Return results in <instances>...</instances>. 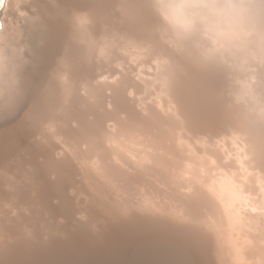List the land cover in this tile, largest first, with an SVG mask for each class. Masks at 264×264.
Returning a JSON list of instances; mask_svg holds the SVG:
<instances>
[{
	"label": "bare ground",
	"instance_id": "obj_1",
	"mask_svg": "<svg viewBox=\"0 0 264 264\" xmlns=\"http://www.w3.org/2000/svg\"><path fill=\"white\" fill-rule=\"evenodd\" d=\"M156 13L0 0V264H264V213L242 214L264 211V73L253 91L246 52L180 55ZM132 58L161 68L155 106L105 76Z\"/></svg>",
	"mask_w": 264,
	"mask_h": 264
},
{
	"label": "clouds",
	"instance_id": "obj_2",
	"mask_svg": "<svg viewBox=\"0 0 264 264\" xmlns=\"http://www.w3.org/2000/svg\"><path fill=\"white\" fill-rule=\"evenodd\" d=\"M254 7L252 0H156L157 13L175 40L196 39L199 47L233 54L252 46L264 54V21L255 22Z\"/></svg>",
	"mask_w": 264,
	"mask_h": 264
},
{
	"label": "rangeland",
	"instance_id": "obj_3",
	"mask_svg": "<svg viewBox=\"0 0 264 264\" xmlns=\"http://www.w3.org/2000/svg\"><path fill=\"white\" fill-rule=\"evenodd\" d=\"M99 1H102V0H99ZM130 1H132V2H134L135 0H130ZM261 2V0H252V3L255 5V7H256V2ZM154 2L156 3V0H154ZM259 6H261L262 8H264V3H261V5L260 4H258ZM255 7H254V9H255ZM254 9H253V13H254ZM122 11V10H121ZM121 11H118L117 9H116V12H117V14H118V12H121ZM157 14V16H158V18L160 19V17H159V15H158V13H156ZM160 21H161V19H160ZM161 24H162V26H163V30H164V33H165V35H169L168 33H169V31H168V29L166 28V26L163 24V22L161 21ZM196 39H193V41H195ZM177 41V40H176ZM198 40H196V42H197ZM186 41H183V42H181V41H177V43L179 44V46H180V55H182V56H186V55H189V54H186V53H184V51H182L183 49H184V45L186 44L185 43ZM183 45V46H182ZM251 49H253V51L250 50ZM248 49V52H246L247 54H250L251 56L249 57L250 58V60H249V62H248V65H250V63H251V65L248 67V69H247V72L249 73L250 71H252L251 73H252V75H253V77H254V81H253V86H252V90L253 91H257L255 88H257L258 87V84H259V78L258 77H260V75L262 74V73H264V63H260V62H264V59H263V57H262V55L260 54L261 52H259L258 50H257V48L256 47H250ZM256 50V51H255ZM203 55H205L206 57H205V59H204V61L205 60H209V59H212V58H219V57H222V58H224L225 56L227 57V54H229L228 52H227V50H216V51H213V50H209V49H207V48H203ZM255 51V52H254ZM251 52V53H250ZM139 52H137V53H135V55L136 54H138ZM171 53L174 55V53L171 51ZM185 54V55H184ZM258 54H260V55H258ZM210 55H213L214 57H211L210 58ZM254 55V56H253ZM189 56H192V55H189ZM176 57V56H175ZM254 57H255V59H256V57H257V59L255 60L254 59ZM194 58V57H193ZM207 58V59H206ZM177 59V58H176ZM198 58H196V59H194L195 61L197 60ZM150 60H155V58L154 57H152ZM217 60V59H216ZM255 60V61H254ZM143 61H145L144 59H133L132 58V61L130 60V61H127V64H124V65H122V67L120 66V67H116L115 68V70H110V68H107V69H105L104 70V72L106 73L107 72V74L105 75V76H110L111 74L112 75H114V79H117V78H119L120 77V75L122 74V73H124V72H128L133 78H135L134 79V82L135 83H137L138 85H139V87H140V89H139V93H140V96L138 97V98H142V99H144L145 101H144V104L146 103V104H148V103H151V102H153L154 104H153V106H155V104H158V101L156 100V98L153 96V92L155 91V87H157L156 86V84L158 85V83L159 82H157L158 80V75H159V73H158V71L160 72V69L161 68H159V67H155V64L154 63H151V64H149V66H146V64L143 62ZM204 61H202V62H196V63H204ZM260 61V62H259ZM256 62H257V64H256ZM218 66H221L224 70H226V68L223 66V65H218ZM260 66V67H259ZM262 66V67H261ZM258 69H257V68ZM256 68V69H255ZM258 71V72H257ZM147 73H149V74H152L153 76H147L146 74ZM141 79H144V80H149V81H151V82H156V83H154V85H153V87H147V85L145 84V82L143 81V80H141ZM136 80H137V82H136ZM155 80V81H154ZM142 83V85H141V83ZM144 82V83H143ZM144 84L146 85V90H145V88H144ZM243 84V81H242V78L240 77V81H236L235 82V86H239V85H242ZM256 85V86H255ZM155 88V89H154ZM171 88H169V89H167V92H169V90H170ZM260 95V93H258V96ZM233 98H234V100H233V103H235V101H237L238 102V96H233ZM260 99L261 100H263L262 102L264 103V97L262 96V95H260ZM142 101V100H141ZM141 104H143V101L141 102ZM235 104H237V103H235ZM245 111H251V107L250 108H247V109H245ZM255 115H257L256 114V112H255ZM264 117V116H263ZM187 149H189L190 150V148L188 147ZM214 150H217L216 148H214ZM229 159L231 160H235L234 158H232V156H230L229 157ZM230 160H226L225 161V164L226 165H228V166H230L229 165V162H231V165H234V163L235 162H233V161H230ZM247 160L248 161H250L251 163H249V164H251V165H248L249 166V168L250 169H252V171L250 170V172H248V177L247 178H241V179H239L240 177H238V175L237 174H235V173H233V174H235V175H233L234 176V178L236 179V181H242L241 183H239L238 182V185L239 186H241V190H243L244 189V191H251L250 189H252L251 187H253V184H252V180H253V178L251 177V175H254L256 172L255 171H257L256 170V164H255V161L253 160V157H251V156H248V158H247ZM222 164H224V161H222L221 162ZM224 164V165H225ZM228 166H226V167H228ZM251 166L253 167V168H251ZM253 169H254V172H253ZM254 173V174H253ZM236 177H238V179L236 178ZM252 178V179H251ZM250 179H251V181H250ZM248 180H249V184L251 185V186H249V184L247 183L248 182ZM247 188H245V187ZM249 186V187H248ZM242 187H244L243 189H242ZM254 189V188H253ZM255 190V189H254ZM253 191V190H252ZM259 193V194H258ZM208 194L210 195V196H212L213 197V195L210 193V192H208ZM254 196H256V198L254 197V196H252V198L254 197V200H257L258 201V203H260V204H256L257 203V201H255L254 203H255V205H260L261 207L263 206L264 207V205L262 204L261 205V203H263L264 201V199H263V193L261 194L260 192H254ZM259 195H261V196H259ZM258 197V198H257ZM263 199H261V198ZM259 199V200H258ZM260 200H262L261 202H260ZM259 207V206H258ZM243 209V208H242ZM246 209V210H245ZM244 210H245V212H242V214H243V220H245L246 219V222H249L250 220V218H248V216L249 217H257L258 216V214H260L261 212H263L264 213V211H252V210H250L251 212H252V216H251V213H250V211L248 212V209L247 208H244ZM243 210V211H244ZM242 211V210H241ZM247 212H248V214H247ZM244 213H246L245 214V217H244ZM253 214H254V216H253ZM248 215V216H247ZM257 215V216H256ZM247 216V217H246ZM242 218V215H240V219ZM248 219V220H247Z\"/></svg>",
	"mask_w": 264,
	"mask_h": 264
}]
</instances>
